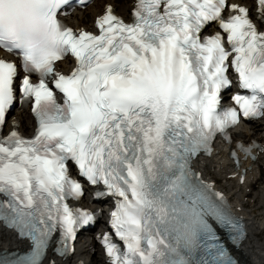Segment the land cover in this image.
Listing matches in <instances>:
<instances>
[{
	"label": "snow or ice",
	"instance_id": "6c2138e0",
	"mask_svg": "<svg viewBox=\"0 0 264 264\" xmlns=\"http://www.w3.org/2000/svg\"><path fill=\"white\" fill-rule=\"evenodd\" d=\"M255 3L264 23V0ZM70 4L0 0V50L18 61L0 56V131L11 129L0 136V224L29 241L0 254V264H55L49 248L66 257L94 221L97 213L67 203L83 195L69 162L102 185L97 198H114L115 239L98 237L108 264H238L210 221L234 246L245 235L241 221L192 161L211 153L217 134L230 142L241 116L264 118V31L229 0H138L128 24L107 5L94 35L58 19ZM210 22L226 42L219 31L202 36ZM68 54L75 67L65 74L55 62ZM229 69L247 93L221 108ZM17 91L21 106L32 102L30 138L8 121ZM236 147L253 160L261 149Z\"/></svg>",
	"mask_w": 264,
	"mask_h": 264
},
{
	"label": "bare ground",
	"instance_id": "6f19581e",
	"mask_svg": "<svg viewBox=\"0 0 264 264\" xmlns=\"http://www.w3.org/2000/svg\"><path fill=\"white\" fill-rule=\"evenodd\" d=\"M250 4L252 0H229ZM109 3L113 10L123 16H127L129 0H100L79 12L76 17L70 19L74 26L85 25L92 16L99 13L102 3ZM15 119L19 122V128L28 129V116L23 113H14ZM236 138L239 140H248L250 137L264 142V118L254 121L250 125L236 126L233 128ZM225 145L217 144L215 151L211 156L197 158L195 165L208 173L216 180L221 170L227 168L224 156ZM264 151L254 162L248 163L242 161L247 173L242 183H237L235 179L224 178L222 186L229 196L233 208L240 213L246 222L247 234L242 242L233 250L238 261L243 264H264V236L259 238L264 230ZM217 182V181H216ZM257 183V184H256ZM88 241L79 240L74 252L59 261V264H76L81 261L82 264H103L100 252L95 245ZM24 243L13 238L12 234L0 227V249L20 248Z\"/></svg>",
	"mask_w": 264,
	"mask_h": 264
},
{
	"label": "rangeland",
	"instance_id": "374dc122",
	"mask_svg": "<svg viewBox=\"0 0 264 264\" xmlns=\"http://www.w3.org/2000/svg\"><path fill=\"white\" fill-rule=\"evenodd\" d=\"M264 160V159H263ZM221 184L223 183V181L222 182H220ZM257 184V183H256ZM263 232L260 234V236H259V238H263V236H264V230H262Z\"/></svg>",
	"mask_w": 264,
	"mask_h": 264
}]
</instances>
